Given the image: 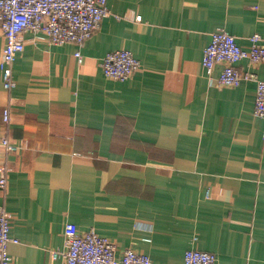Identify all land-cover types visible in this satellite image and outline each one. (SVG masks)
<instances>
[{
	"label": "crops",
	"instance_id": "obj_1",
	"mask_svg": "<svg viewBox=\"0 0 264 264\" xmlns=\"http://www.w3.org/2000/svg\"><path fill=\"white\" fill-rule=\"evenodd\" d=\"M110 13L79 50L24 35L6 90L0 69V144L12 216V264H64L66 223L94 229L153 264H183L188 249L217 264H264V119L256 84L211 83L202 60L224 29L243 49L264 38V0H108ZM140 20H137V17ZM6 41L0 32V63ZM141 68L104 76L106 53ZM264 80V63L249 67ZM223 65L215 67L217 78ZM9 108L10 121L3 120ZM1 177V171H0Z\"/></svg>",
	"mask_w": 264,
	"mask_h": 264
},
{
	"label": "built area",
	"instance_id": "obj_2",
	"mask_svg": "<svg viewBox=\"0 0 264 264\" xmlns=\"http://www.w3.org/2000/svg\"><path fill=\"white\" fill-rule=\"evenodd\" d=\"M110 13L108 0H0V32L5 38L0 69L6 90L16 86L13 65L24 51V35L44 33L50 43L64 45L73 43L79 50L75 57L81 62V48L100 28ZM140 20V17H137ZM251 48L243 49L234 35L224 29L212 33L210 43L204 50L203 66L211 83L220 87H238L244 82L256 84L254 114L264 119V80L249 70H240L239 63L247 61L249 67L264 63V38L254 34L249 38ZM218 64L223 65L221 74L215 78ZM105 77L115 81L130 79L140 68L141 62L131 51L115 50L102 59ZM3 120L10 121V110L4 111ZM0 144L8 152L22 150L23 146L3 137ZM0 188L5 189L6 167L0 166ZM12 216L0 207V264H12L9 252L11 243H19L11 236ZM53 259L64 264H153L152 259L133 248L118 253L117 245L100 236L94 229L81 232L77 225L68 222L64 228V247L51 251ZM183 264H217V256L196 248L188 249Z\"/></svg>",
	"mask_w": 264,
	"mask_h": 264
}]
</instances>
